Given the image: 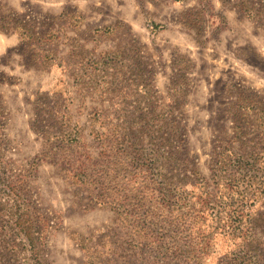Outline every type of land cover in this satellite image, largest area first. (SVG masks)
<instances>
[{
    "label": "rangeland",
    "instance_id": "obj_1",
    "mask_svg": "<svg viewBox=\"0 0 264 264\" xmlns=\"http://www.w3.org/2000/svg\"><path fill=\"white\" fill-rule=\"evenodd\" d=\"M243 3L259 9L258 20L244 14ZM14 20L32 41L19 36ZM175 83L179 93L168 92ZM242 91L264 98V0H0L2 162L6 180L48 221L45 262L89 264L94 253L95 264H163L157 249H136L133 228L100 203L124 202L132 223L154 210L139 192L147 182L134 176V158L117 150L112 132L92 131L114 122L143 147L171 135L179 156L208 174L213 147L228 138L227 110ZM74 124L79 135L70 142ZM2 201L0 255L2 239H14L6 225L14 204ZM180 238L183 252L189 242ZM216 239L205 264H227L230 249ZM258 240L264 264V228ZM15 241L10 260L25 264Z\"/></svg>",
    "mask_w": 264,
    "mask_h": 264
},
{
    "label": "trees",
    "instance_id": "obj_2",
    "mask_svg": "<svg viewBox=\"0 0 264 264\" xmlns=\"http://www.w3.org/2000/svg\"><path fill=\"white\" fill-rule=\"evenodd\" d=\"M242 5L247 17L258 20V8L248 3ZM7 20L8 16H3L2 27ZM13 25L25 42L32 41L34 34L21 21L14 20ZM40 57L52 59L48 52H41ZM174 87H177L176 83L168 92L179 93ZM227 112L230 121L228 138L213 147L208 174L200 172L195 164H189L186 157L179 156V146H173L171 135L153 137L143 147L139 140L126 138L124 134L127 136L128 133H121V125L114 122L106 127L101 124L103 130L92 131L103 137L112 132L117 150L134 158V176L138 180L146 178L147 182L139 186V192L152 198L154 210L145 209L141 219L132 223L124 202L112 199L108 202L100 200V203L108 205L117 217L133 228L137 236L136 249H157L163 259H167L163 264L176 260L187 261L183 264H205L216 246L217 237L230 249L227 264H261L257 249L260 246L258 232L264 228V98L246 91L238 92ZM167 127L172 131V124ZM78 133L79 126L74 124L73 136L70 138L68 133L66 140L75 141ZM131 147L143 150L134 156L127 151ZM2 155L0 146V204H5L3 198L13 201L6 225L14 233V239H2L0 264H12L10 258L19 250L17 237L24 250L25 264H47L42 249L48 221L35 216L14 184L6 180ZM67 173L73 181L85 182L81 171L69 170ZM180 236L189 242H185L189 249L183 252L177 245ZM166 238H171L170 242L165 241ZM88 258L89 264H95L100 256L89 253Z\"/></svg>",
    "mask_w": 264,
    "mask_h": 264
}]
</instances>
